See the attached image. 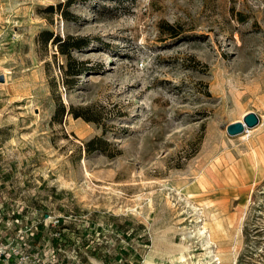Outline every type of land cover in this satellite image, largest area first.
Returning <instances> with one entry per match:
<instances>
[{
    "label": "rangeland",
    "instance_id": "obj_1",
    "mask_svg": "<svg viewBox=\"0 0 264 264\" xmlns=\"http://www.w3.org/2000/svg\"><path fill=\"white\" fill-rule=\"evenodd\" d=\"M0 241L8 264H264V0H0Z\"/></svg>",
    "mask_w": 264,
    "mask_h": 264
},
{
    "label": "water",
    "instance_id": "obj_2",
    "mask_svg": "<svg viewBox=\"0 0 264 264\" xmlns=\"http://www.w3.org/2000/svg\"><path fill=\"white\" fill-rule=\"evenodd\" d=\"M258 121V117L254 112L243 114L240 120L233 121L226 125V132L230 135L241 133L245 128L254 126Z\"/></svg>",
    "mask_w": 264,
    "mask_h": 264
},
{
    "label": "trees",
    "instance_id": "obj_3",
    "mask_svg": "<svg viewBox=\"0 0 264 264\" xmlns=\"http://www.w3.org/2000/svg\"><path fill=\"white\" fill-rule=\"evenodd\" d=\"M62 43V42H61ZM85 41L83 43H77V44H84ZM60 52L62 53H66V63L64 65L65 67V70H63V73L65 75H70V74H79L81 72H83L84 70H86L87 68L89 67H85V65L83 64V61L82 60H78L77 61V66L76 67H72V63H71V60H70V56L68 55L67 51H65L64 49H61ZM64 83L68 86L69 84V79H67V77L64 79Z\"/></svg>",
    "mask_w": 264,
    "mask_h": 264
},
{
    "label": "built area",
    "instance_id": "obj_4",
    "mask_svg": "<svg viewBox=\"0 0 264 264\" xmlns=\"http://www.w3.org/2000/svg\"><path fill=\"white\" fill-rule=\"evenodd\" d=\"M17 251H18L17 254L14 252L9 253L5 249V246L2 245L1 241H0V264H8L7 262L13 261V260H11L12 257H16L19 260H24L26 258V255H23V253L20 252V249H17ZM13 264H16V263H13Z\"/></svg>",
    "mask_w": 264,
    "mask_h": 264
},
{
    "label": "bare ground",
    "instance_id": "obj_5",
    "mask_svg": "<svg viewBox=\"0 0 264 264\" xmlns=\"http://www.w3.org/2000/svg\"><path fill=\"white\" fill-rule=\"evenodd\" d=\"M216 224H217V223H216ZM216 224L214 223V224L210 225L209 230H208L207 232L205 231V228H204V227L201 229L200 232H201V234H203V236H204V238H205L206 240H209V238H210L211 235H212V232L214 233L215 228L217 227ZM186 236L189 237L190 234L187 233ZM180 256H184V255L181 254ZM212 259H213V258H212ZM214 260H215V258H214ZM217 264H219V261H218V260H217Z\"/></svg>",
    "mask_w": 264,
    "mask_h": 264
}]
</instances>
